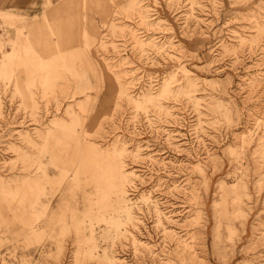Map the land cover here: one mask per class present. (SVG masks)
Returning a JSON list of instances; mask_svg holds the SVG:
<instances>
[{"label":"rangeland","instance_id":"obj_1","mask_svg":"<svg viewBox=\"0 0 264 264\" xmlns=\"http://www.w3.org/2000/svg\"><path fill=\"white\" fill-rule=\"evenodd\" d=\"M44 4L0 0V264H264V0Z\"/></svg>","mask_w":264,"mask_h":264},{"label":"crops","instance_id":"obj_2","mask_svg":"<svg viewBox=\"0 0 264 264\" xmlns=\"http://www.w3.org/2000/svg\"><path fill=\"white\" fill-rule=\"evenodd\" d=\"M49 3H51V0H45V7L49 4ZM0 13H9V14H17V15H21V16H26V15H23V14H20V13H16V12H13V11H7V10H0ZM7 18H10V17H8V16H6ZM1 18H5L4 16H2ZM50 26H51V24H50ZM12 43H14L15 42V40H13V41H11Z\"/></svg>","mask_w":264,"mask_h":264},{"label":"bare ground","instance_id":"obj_3","mask_svg":"<svg viewBox=\"0 0 264 264\" xmlns=\"http://www.w3.org/2000/svg\"><path fill=\"white\" fill-rule=\"evenodd\" d=\"M84 36H85V38L87 37L86 32L84 33ZM18 38H19V41H22V40H21V38H22L21 36L18 35ZM85 46H86V45H85Z\"/></svg>","mask_w":264,"mask_h":264}]
</instances>
